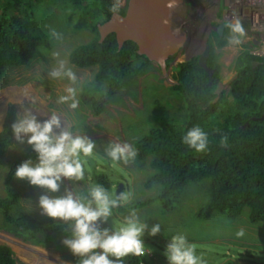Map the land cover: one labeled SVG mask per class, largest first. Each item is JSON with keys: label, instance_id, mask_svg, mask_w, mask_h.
Instances as JSON below:
<instances>
[{"label": "trees", "instance_id": "obj_1", "mask_svg": "<svg viewBox=\"0 0 264 264\" xmlns=\"http://www.w3.org/2000/svg\"><path fill=\"white\" fill-rule=\"evenodd\" d=\"M55 1L61 3L66 23L72 30L93 34L68 55L69 64L76 68H95L92 79L82 84L78 93L79 106L98 116L121 97H133L140 80L153 68L146 57L135 52L132 42L118 47L113 34L101 39L98 26L112 16L109 8L114 0H94L93 11L87 8L85 0H0V86L10 72L29 67L39 47L50 49L37 14L39 8ZM122 13L120 10L119 14ZM93 14L95 19L91 17ZM228 34L225 28L222 37L212 33L206 41L209 48L206 66L213 72L210 82L198 64V57L171 68L174 83L169 91L182 100L186 117L162 122L132 143L138 153L136 162H147L150 170L143 188L154 189V193L115 209L116 214L154 205L157 214H166L168 220V215L182 212L187 185L202 183L207 200L189 214H193L194 221L205 223L213 214L235 220L247 209L249 223L264 228V120H251L264 114V56L253 55L245 47L239 51L230 67L234 76L228 89L217 98L215 90L221 81V65L216 50L226 45ZM15 113V106L7 104L0 130V169L13 141L10 126ZM196 125L208 134L205 152H197L182 142L186 131ZM223 136L228 138L227 147L220 146ZM28 159L37 160L31 146L17 155L5 171L4 196H0L5 230L34 246L63 251L60 249L66 246L62 244V236L70 235L64 230L66 225L44 215L20 212V195L12 187V181L17 166ZM93 178L96 184L110 190L103 173H94ZM250 255L227 257L221 264H263ZM65 256L77 264L78 257ZM142 260L130 255L125 258V264H141ZM0 264H18L13 251L4 244H0Z\"/></svg>", "mask_w": 264, "mask_h": 264}, {"label": "rangeland", "instance_id": "obj_2", "mask_svg": "<svg viewBox=\"0 0 264 264\" xmlns=\"http://www.w3.org/2000/svg\"><path fill=\"white\" fill-rule=\"evenodd\" d=\"M205 1L195 0L194 2L199 5V11L195 12L194 22H190L189 40L194 44L196 52L188 54L202 52L203 41L207 34V22L216 11L218 15H221L220 19L225 17L227 20L238 14L236 7H228L229 0H218V2L213 1L208 4H205ZM242 2L245 8H249V12H257L260 17H264V0H242ZM60 4L58 1L52 2L44 8H39L37 14L50 41V49L39 47L29 67L10 72L0 86V128L6 106L9 103L15 106L16 112L21 110V103L25 107H31L41 121L55 112L65 121V127H70L76 134H85L96 142L93 155L81 157L85 166V180L73 185L65 180L66 186L69 188L73 186L77 192L86 191L89 186L96 184L93 174L103 173L110 185L111 194H115L119 183L122 184V192H127L129 195V201L126 204L134 199L150 196L154 193V189L143 188L144 180L150 173L148 163H137L136 159L128 164L114 163L105 155L104 148L109 141L127 142L132 145L150 128L157 127L162 122L185 119L186 113L182 100L169 91L174 83L171 78V68H166L164 73L161 69L153 68L140 80L133 97L129 95L121 97L122 99L117 100L118 103L108 105L106 111L98 116H93L79 105L76 109H71L68 106L71 101L65 104L58 103L60 96L67 95L65 89L69 86L76 89L77 98L82 84L88 83L95 72V68L79 69L69 64L70 51L75 46L86 43L93 37V34L87 30H72L66 23V12ZM85 4L90 11L96 9L94 0H85ZM94 16L93 14L91 17ZM242 22L246 25V34L242 43L235 46H229L226 43L222 49L216 51L218 62L221 65L222 90L220 93L228 89V83L234 76L230 67L239 51L245 47L252 54L264 56V25L260 26L259 31H255L249 28L245 19ZM52 29L60 33L59 38L52 35ZM192 30L194 33L191 34ZM61 60L66 61L67 66L75 72L77 77L75 82L69 81L66 77L60 79L48 77V73L58 67ZM29 147L27 144H17L14 139L10 144L0 169L1 197L4 196L3 181L6 169L17 155ZM12 187L20 195V212L34 216H41L38 205L40 195L60 196L64 192L62 187L59 193H50L46 189L32 186L26 180H18L15 177ZM183 198L186 199V204L182 212L168 215V220H166V214L162 216L157 214L154 205L136 210L140 219L146 221L149 227L157 223L161 224V231L155 237L145 233L144 243L150 248L149 251H152L142 257L141 264H169L164 252L171 237L177 234L185 235L188 241L195 246L196 254L203 264H221L227 257L235 259L239 255L241 258L248 254H251L252 259L262 260L264 264V228L259 224L249 223L247 209L235 220H228L218 214H213L207 222L198 223L194 221L193 214H189L196 211L207 200L205 185L202 183L188 184ZM128 213H124V216L118 215L114 209L113 216L103 227L119 228ZM6 227L0 215V244L10 247L18 264H74L69 257L65 256L67 254L74 256L67 247L60 249L63 251H57L52 248L34 246L9 234L5 230ZM240 229L244 230V235L237 237L236 232ZM62 238L66 237L62 236Z\"/></svg>", "mask_w": 264, "mask_h": 264}, {"label": "clouds", "instance_id": "obj_3", "mask_svg": "<svg viewBox=\"0 0 264 264\" xmlns=\"http://www.w3.org/2000/svg\"><path fill=\"white\" fill-rule=\"evenodd\" d=\"M120 8L121 0H114L109 8L114 19L119 18ZM224 27L229 30L226 37L229 46L242 43L246 33L240 18L233 16L225 21ZM51 32L57 38L60 37L55 29ZM48 77H66L72 82L77 79L75 72L63 60L48 73ZM65 91L67 95L60 96L57 102L65 104L71 101L68 106L76 109L79 105L76 89L69 86ZM20 108L10 126L12 138L19 145L31 146L37 153V160H25L15 169L14 177L50 193H59L64 188L60 196L40 195L38 205L41 215L66 225L64 230L70 235L62 240V244L79 258L77 264H125V258L130 255L144 257L149 254L152 250L149 251L143 237L146 232L152 237L159 234L160 223L149 227L146 221L140 219L137 211L132 209L123 218L119 228L103 227L113 216V210L129 201L127 192L111 194L100 184L77 192L73 186L69 188L64 183L67 180L73 185L85 180V166L81 157L92 156L96 142L85 134H76L70 127H65V121L55 112L41 121L31 107L21 103ZM227 140V136H223L220 146L227 147ZM182 142L197 152L208 150V134L198 125L186 131ZM104 152L114 163L124 164L134 161L138 155L131 144L116 141H109ZM243 235V229L236 232L237 237ZM164 255L169 264H203L196 254L195 246L183 234L171 237Z\"/></svg>", "mask_w": 264, "mask_h": 264}, {"label": "flooded vegetation", "instance_id": "obj_4", "mask_svg": "<svg viewBox=\"0 0 264 264\" xmlns=\"http://www.w3.org/2000/svg\"><path fill=\"white\" fill-rule=\"evenodd\" d=\"M213 1L218 2V0H206L205 4H208L209 2L211 3ZM194 2H195V0H185V1L171 0L170 24L168 26V29H169V32L171 33L172 37L175 39V41L178 42V51H180L179 56L181 57V60L183 62H185V61H187L193 57H198V59H199V57L203 54L205 48L207 47L206 41L212 33H216L219 37L223 36L225 27H223L221 34H219L217 32V28L221 24H225V21L227 20L225 17H222V19H220L221 15H218V12L216 11L213 14V16L210 17L209 21L207 22V26H206L207 27V34H206V37L203 41L204 48H203L202 52L197 53V54H194V53L188 54L189 52H196L194 50V44H192V42L189 40L190 22L191 23L194 22L195 12L199 11L198 10L199 5L194 4ZM132 8L134 10H137V12L142 14L144 11L149 10L153 7L151 4H149L146 1L121 0L120 10H122L123 13L119 14V18L124 20L127 17V15L129 14V11L132 10ZM112 21H113V14L106 22H104L103 24L98 26V30H99L100 26H103L106 23H110ZM242 23L244 25V28L246 29V25L244 24V22H242ZM145 30H148V29H145ZM99 33H100L102 40L104 38H106L108 35L113 34L115 36L117 43H118V47H121L125 42H129V41L132 42L136 46L135 52L139 56L146 57L150 62L151 68L161 69L162 73L165 72L166 68H172L173 66H175L178 63L177 62V57H178L177 54L170 55L167 58L165 56V58L162 61L152 60V59H149L145 54H142V53L140 54V52L142 50L146 49L147 47L139 44L138 42H136L133 39H130L127 36H124L126 34V29H124V27H122L121 23L118 24L115 28L108 30L106 33H102L100 30H99ZM192 33H194V30L191 31V34ZM141 35H143L145 37V39H146L144 41L145 43H147L148 42L147 40H149V39H156L159 42H161L159 44L150 46V48L158 49L161 51H166V48H167L166 37L164 36V34H162L161 31L160 32L142 31ZM171 57H172V60H170ZM163 69H164V71H163ZM119 184H121V183H119Z\"/></svg>", "mask_w": 264, "mask_h": 264}, {"label": "water", "instance_id": "obj_5", "mask_svg": "<svg viewBox=\"0 0 264 264\" xmlns=\"http://www.w3.org/2000/svg\"><path fill=\"white\" fill-rule=\"evenodd\" d=\"M137 1H146L149 4H151L153 8L144 11L142 14L132 8V10L129 11V14L124 20H122L121 18H118V19L113 18L112 22L106 23L105 25L100 26L99 30L102 33H106L108 30L115 28L118 24L121 23L122 27L126 29V34L124 36H127L130 39L135 40L139 44L147 47L146 49L142 50L140 54L141 53L145 54L149 59H152V60L162 61L165 58V56L167 57L168 55L171 54L170 51H161L158 49L150 48V46L159 44L161 42H159L156 39H149L147 40L148 42L145 43L144 41L146 39L143 35H141V32L142 31H147V32L148 31L149 32L151 31L160 32L161 31L162 34H164V36L166 37V40H169L167 23L165 22L167 14H168L167 0H137ZM223 27H224V24H221L217 28V32L219 34L222 33ZM145 29H148V30H145ZM176 45L178 44L176 43ZM208 54H209V48L206 47L203 54L198 59V64L208 74L209 82H210L213 72L206 66ZM221 90H222V84L219 83L215 90V94L217 98L219 97ZM251 120L253 121L264 120V114L259 118H251ZM122 189H123L122 184H119L116 187L115 194L116 193L119 194L120 192H122Z\"/></svg>", "mask_w": 264, "mask_h": 264}, {"label": "built area", "instance_id": "obj_6", "mask_svg": "<svg viewBox=\"0 0 264 264\" xmlns=\"http://www.w3.org/2000/svg\"><path fill=\"white\" fill-rule=\"evenodd\" d=\"M243 5L244 3L242 2V0L228 1L229 8L236 7V10L238 11V14H235L236 16L241 17L240 19H242V21H244L245 19L248 22L249 28H251L252 30L259 31L260 26L262 24L264 25V17H260L259 14H257V12H252V13L249 12L250 11L249 8H245ZM257 56H262V55H257Z\"/></svg>", "mask_w": 264, "mask_h": 264}, {"label": "crops", "instance_id": "obj_7", "mask_svg": "<svg viewBox=\"0 0 264 264\" xmlns=\"http://www.w3.org/2000/svg\"><path fill=\"white\" fill-rule=\"evenodd\" d=\"M170 7H171V0H167L168 14H167V17H166V21H167V30H168V34H169V40H166V44H167L166 51H170V53H171L170 55L177 54V56H178L177 57V62L181 63L183 61L181 59L178 60V58L180 57L179 56L180 51H178V45H176V43L178 44V42L175 41V39L172 37V35H171V33L169 32V29H168V26L170 24ZM170 55H168V56H170ZM5 111H6V109H5ZM2 123H3V120H2ZM1 127H2V125H1ZM0 130H1V128H0Z\"/></svg>", "mask_w": 264, "mask_h": 264}]
</instances>
